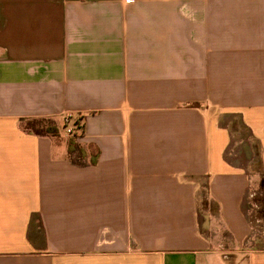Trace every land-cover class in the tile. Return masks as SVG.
<instances>
[{"label":"crops","instance_id":"0c3cea01","mask_svg":"<svg viewBox=\"0 0 264 264\" xmlns=\"http://www.w3.org/2000/svg\"><path fill=\"white\" fill-rule=\"evenodd\" d=\"M262 175L264 0H0V264H264Z\"/></svg>","mask_w":264,"mask_h":264},{"label":"rangeland","instance_id":"374dc122","mask_svg":"<svg viewBox=\"0 0 264 264\" xmlns=\"http://www.w3.org/2000/svg\"><path fill=\"white\" fill-rule=\"evenodd\" d=\"M48 123H53L52 120L45 121ZM42 120H35L31 121L32 125L35 126V128H41L45 127L46 123ZM232 128L235 130L233 135V141H234V150L237 151L239 141L241 139L249 137L246 130L243 129L238 121V119H234L231 123ZM27 126L31 127L29 125V122ZM33 127V126H32ZM233 151V153L235 152ZM77 154H73V157L76 158ZM249 171L251 173H259V160L256 159L253 160L251 165L249 166ZM260 183V180H259ZM251 193H254L248 200L247 203V215L249 217V220L251 221L252 225V236L251 241H249V244L255 245L256 247H262L264 248V190L260 189V184L257 188L253 186L251 189ZM258 198V200H257ZM262 200V201H261ZM201 214L207 215L211 213H215L216 208L213 202H211L209 199L205 198L204 196L201 199Z\"/></svg>","mask_w":264,"mask_h":264},{"label":"trees","instance_id":"16d2710c","mask_svg":"<svg viewBox=\"0 0 264 264\" xmlns=\"http://www.w3.org/2000/svg\"><path fill=\"white\" fill-rule=\"evenodd\" d=\"M42 121L45 122L47 120H42ZM45 123H46V126L41 127V128H35V126L32 125V123H29V125H31V130L34 131L36 134H45V133H49V134H53V135L58 134V128L56 127V125H53V123H48V122H45ZM63 128L66 129L65 123L63 124ZM83 132H84L83 119H82V117L77 116L76 121H75V131L73 134L74 135H77V134L81 135V134H83ZM69 150L71 152L78 151L80 153L79 147L74 145L73 142H70ZM204 187L206 188L207 186H204ZM260 189L264 190V175H262L261 179H260ZM205 198H206V196H205ZM257 200H258V198H257Z\"/></svg>","mask_w":264,"mask_h":264},{"label":"built area","instance_id":"2783aa9c","mask_svg":"<svg viewBox=\"0 0 264 264\" xmlns=\"http://www.w3.org/2000/svg\"><path fill=\"white\" fill-rule=\"evenodd\" d=\"M64 123L66 125V132L68 134H72L74 132V127L71 123V116L70 115H67L64 117Z\"/></svg>","mask_w":264,"mask_h":264}]
</instances>
